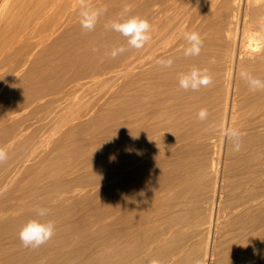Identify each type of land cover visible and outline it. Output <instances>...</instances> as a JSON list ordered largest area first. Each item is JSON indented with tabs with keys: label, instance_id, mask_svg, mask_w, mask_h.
Masks as SVG:
<instances>
[{
	"label": "rangeland",
	"instance_id": "rangeland-1",
	"mask_svg": "<svg viewBox=\"0 0 264 264\" xmlns=\"http://www.w3.org/2000/svg\"><path fill=\"white\" fill-rule=\"evenodd\" d=\"M126 4L127 5L129 4L131 6L132 15H139L138 0H122V1L95 0L94 6L97 5L99 7L106 6L108 9L107 14L101 17L100 21L98 22L92 34V37L95 39V41L91 39L94 44L93 48L97 49V51L92 52L93 54L95 53L96 55L95 57L102 60L111 57L110 52L113 48H116L115 47L116 43L118 41H125V38L123 36H121L119 33L117 34L116 32H112L106 29L105 25L109 23L111 20L116 19L118 17L117 15L122 11L123 7ZM97 33L100 35H98ZM118 35L120 36L118 37ZM160 40L162 42L161 44L159 43V45L162 46L161 47L158 46V48H159V53L162 54L163 47L170 44V42L173 41V39L172 38L165 39L163 37L162 39L160 38L158 42ZM108 41L110 42L112 41V42L109 44ZM110 47H112V49ZM104 51H106L108 54H106V52ZM223 56L224 55L222 54H216V53L211 54L210 56L208 55L206 57L193 56L195 58L185 57L183 53L171 55V57L174 59V64L172 65L171 68L164 69L163 67H161L160 65L158 66L157 64L156 66L157 69H159L160 73L163 74L159 75V77L156 80L151 79L148 80L147 82H143L141 85H139L138 83H133L130 85L129 90H131V92L130 91L129 92L132 97L130 96L131 99L129 105H126L125 103L126 92L124 88L125 79L127 78V72L123 71V69H121L120 67H117L118 69L117 72H113L112 74H109L107 76L106 75L100 76L94 80L91 79L89 81H86L85 83L79 85L77 90H73L71 93H69V95L67 94L66 96L65 95L62 96L61 98L56 100L55 103L54 102L51 103L49 107H47L48 105L45 106V108L43 107V112H48L49 109H50L49 111H52L53 109V112L48 113L49 115L48 114L44 115L43 113L44 118L43 121H41L43 127H41V129L39 130L40 125H38L39 127L37 129L38 132L35 131L34 130L35 125L37 127V123H38L36 121L37 123L34 122L35 125L33 124L34 125L33 128L32 127L30 128V130L33 129L35 132H37L36 134L34 133L32 135L33 131L31 130L32 137L29 138V137L19 136L16 138V142H19L22 145L28 144V142L31 139L33 143L25 149H21L19 147L20 145L16 147L18 160L14 165H12V167L4 168L5 166L3 164L0 165V187L3 186L0 188V264L2 263L24 264L25 262H26L25 264L28 263L29 264H106V263L125 264L126 262H131L133 260V257L136 256L137 252L140 249L144 250L143 257L140 259L139 262L137 261L134 264H142V263L149 264V260L152 259L160 260L161 264H196L197 260H200L201 264H226V263L227 264H236V263L264 264L261 263V260L264 261V255H262V253H264V248H262L264 247V236H262V238L258 240L254 238V234H253L254 231L256 232L259 231V230H253L254 225L257 224L256 219L257 220L261 218L264 219V210H262L264 209V199H262L264 198V187H261L264 186V163H261L258 166L257 165L251 166L252 168H250V166L248 165L249 162L247 161V158H245L244 156L246 150V145H245L246 140L243 138L244 145L242 150L240 152L234 153V151L231 150L232 149L231 144L227 143L228 141H226L225 138L223 140V136L220 134L218 130V126L221 125L220 120H222V116H223V112H222L223 100L226 97V95L227 96L229 95L230 99L233 97L232 94L233 91L231 90L235 89V82L239 77L238 72H236L235 69L229 67L230 64V62L228 61L229 56H224L225 59L223 58ZM168 57L161 56V58H168ZM214 57H218V58H214ZM220 57H222V59ZM200 58L203 60H201ZM201 61L204 62L200 63ZM193 66L200 68H207V69L209 68L211 71L210 73L214 75L213 83L206 88H201L198 92L184 91L183 89L179 88L178 76L182 72L189 71ZM131 69L132 71L130 74L133 75V77H135L134 73L137 70V64H134ZM223 69H225L226 71H224ZM119 71L122 73H120ZM227 75L229 77H227ZM261 76L262 77L260 78L264 79V73H262ZM152 83L155 85H153ZM167 84H169V86H167ZM152 85L157 86V89L156 87H154L153 89ZM164 85H166L167 87ZM148 86H150V88ZM176 93L179 97L176 95ZM256 93L257 92L251 93L249 91L246 94L247 97L243 96V98H242V94H240L241 96L238 95L239 96L238 97L239 107L237 109L238 116L244 114L238 117L239 120H242L243 118L246 117L247 114H250L257 109V103L252 98L254 95H256ZM172 95H175L176 97L175 96L173 97ZM213 95L214 96L216 95V97H213ZM164 98H168V99L162 101L164 100ZM171 98L174 99V101ZM246 98L247 100H245ZM196 103L199 104L197 105ZM148 104L150 105L148 106ZM200 107L207 109L209 108L208 109L209 118L206 120V123L205 121H203L204 123L201 122L197 117V114L201 109ZM128 108L130 110V114L126 115ZM170 108L172 110H170ZM191 110L194 111L192 112ZM185 111H187V113L189 114H187ZM164 112L165 114H163ZM180 114L183 116H179ZM229 114L231 113L229 112ZM156 115H158L160 118H158V116ZM45 117L48 118L45 119ZM128 120H130L129 123L127 122ZM177 121L179 122L176 123ZM132 122L134 123L132 124ZM210 122L211 124H209ZM170 123L171 125H169ZM130 128H131L130 130L131 133L129 132ZM146 129L150 133H147ZM203 130L206 131L210 130L209 132L213 134V137L209 140V143L207 144L202 143V138L199 136ZM259 131L257 134L260 135L257 136L256 139H260L264 141V130H262L261 132ZM169 132L170 134H168ZM131 134L134 136H132ZM127 136H129V138H127ZM125 138L127 139L125 140ZM192 138L194 140H192ZM213 147L215 149H213ZM115 153L119 155H116ZM169 155H171V157ZM112 157H114V159H112ZM257 157L259 159H262V161H264V152H262V154L261 153L257 154ZM33 159L35 162L33 161ZM144 160H146L147 162ZM234 161H236V163ZM210 164H212V166ZM1 166H3L5 170H2L3 168H1ZM143 166L145 167L143 168ZM202 166L204 169L202 168ZM200 167L202 169H200ZM169 169H172L171 173L169 172L170 171ZM195 169L196 171H194ZM228 169L230 170L228 171ZM206 170L207 172H209L208 174ZM244 172L245 175L243 174ZM247 172L250 175H248ZM197 177L199 178V181ZM39 180L42 181L39 182ZM195 180L197 181V183H195L196 182ZM188 182L191 183V184L189 183L190 186ZM108 183L110 184L108 185ZM214 185L216 189L212 187ZM240 185L241 187H239ZM62 186L63 187L65 186L67 188H63ZM255 187L258 189V191ZM135 188L137 189V191ZM260 190L262 191L261 194L259 192ZM196 191H198L199 193ZM127 193L130 194H128L127 196ZM49 194L51 196H49ZM253 195L256 196L257 198L259 197L260 199V202L258 203L259 205L257 204L255 206H250L249 208H247V210H245V207L251 203L250 202L251 200H253L251 199ZM237 197L239 198V200ZM246 199L247 200L249 199L250 201L249 200L247 201ZM135 200L136 203H134ZM9 201H11V203ZM62 203L64 204L62 205ZM166 203H171L173 205L171 209V213L173 212L172 213L173 215L171 214L169 216L170 218L167 217L169 219L164 217L161 220L162 225L159 224V226L161 227L160 228L159 226H157L159 221H157L156 218V208L158 207L159 204L165 205ZM178 203L181 205H177ZM37 206L48 208L50 210L49 215L44 219L46 221H52L54 223L55 232L52 239L46 244L42 245L41 247L36 249L25 248L24 246L21 245L22 243L20 242L19 239V231L21 227L28 220L37 218L35 214V208ZM55 206L57 209L55 208ZM123 206L125 207L124 209ZM133 206L134 207L136 206L135 207L136 209H134ZM129 207L130 208L132 207L133 209L132 208L130 209ZM183 209L185 211H183ZM110 210L113 211L111 212ZM225 210L228 211V214L220 217V219L222 220L220 222L221 223L220 225V223H217L218 221L217 214L219 211L223 212ZM180 211H182V213H180ZM174 212L176 215L174 214ZM258 212H260L261 214ZM26 213L29 215V217ZM59 214H61L60 217L57 216ZM185 214L187 215V217ZM180 215L184 216L182 218L184 220L181 221ZM259 215H262V217ZM136 218L138 219L137 221H143L144 226L143 225L135 226V223L137 222ZM230 220L231 223L233 221L232 224L230 223ZM77 221L78 222L80 221V223L77 224ZM125 221L127 222L125 223ZM149 221L152 224L149 225ZM155 221H157L156 224ZM65 224H68V226ZM164 224L167 225L164 226ZM225 226L227 229L225 228ZM155 227H157L158 229L157 228L155 229ZM215 227L218 228L216 229ZM244 227L247 228L245 229ZM168 228L172 229L171 230L172 233L170 232V234H167ZM220 228H221V232L219 231ZM8 229L10 232L8 231ZM168 235L170 236V239ZM217 236L220 237L221 239L218 238ZM110 237L112 238L110 239ZM216 238L218 239V241L215 240ZM247 238L250 239L248 240ZM133 239H135V241ZM107 240L110 241L106 244ZM167 240L169 243L166 242ZM97 244L99 245L97 246ZM14 246L15 247L18 246V247L14 248ZM169 246H171L172 248ZM183 247L184 249H182ZM259 248L262 249L259 250ZM170 249H173L175 251V255L178 256L177 258H175L176 256H174L173 261L169 260L168 258V251ZM229 249L231 250L229 251ZM256 250H259V252L257 251V254H255ZM189 251L192 254H190ZM18 258H22V259H18ZM245 258L251 261L246 260ZM35 259L36 261H34Z\"/></svg>",
	"mask_w": 264,
	"mask_h": 264
},
{
	"label": "bare ground",
	"instance_id": "bare-ground-1",
	"mask_svg": "<svg viewBox=\"0 0 264 264\" xmlns=\"http://www.w3.org/2000/svg\"><path fill=\"white\" fill-rule=\"evenodd\" d=\"M122 1V0H121ZM120 2V1H119ZM89 3L95 5V0H89ZM106 3V2H104ZM103 4V3H101ZM100 4V5H101ZM139 11L138 14L147 20L152 25V39L145 47L140 50L128 49L125 53L118 55L116 58L108 57L105 60L95 57L93 54L92 32L83 30L78 21L79 0H0V147L6 149L8 153V160L3 164L6 167H12L18 160L16 147L25 149L30 146L32 139L28 144H21L16 142V138L32 137L43 127V113L47 115L49 112H43V107H49L51 103L62 96H66L73 90H77L78 86L96 79L100 76H107L113 72H117V67L127 72L125 79V103L130 104V85L138 83L141 85L151 79H157L160 73L157 69V60L161 56H169L183 53L187 42L183 39L185 31H196L203 39V47L199 56L206 57L211 54H222L229 56V67L239 72L246 70L256 77H262L264 73V0H138ZM99 5V4H98ZM97 5V6H98ZM129 5V4H128ZM136 8V7H135ZM134 8V9H135ZM118 16V15H117ZM98 32V31H97ZM103 33V32H102ZM98 34V33H97ZM118 34V33H117ZM100 35V34H98ZM120 35H118L119 37ZM95 37V36H94ZM117 37V38H118ZM172 38L170 44L164 46L162 54L159 53L158 46L161 44V38ZM96 38V37H95ZM122 38V37H121ZM111 40V39H110ZM117 40V39H116ZM102 41V40H101ZM100 42V41H99ZM112 42V41H111ZM108 41V43H111ZM116 42V41H115ZM158 42V44H157ZM106 43V42H105ZM104 43V44H105ZM108 44V46H109ZM97 46V45H96ZM99 46V45H98ZM107 46V45H106ZM105 46V47H106ZM124 46L128 48L127 41H118L116 48ZM112 49V47H110ZM109 48V49H110ZM102 50V49H101ZM100 50V51H101ZM110 51V50H109ZM106 52V51H104ZM106 54H108L106 52ZM100 56V54H99ZM223 58L225 59V57ZM103 57V56H102ZM101 58V57H100ZM172 58V57H171ZM195 58V57H193ZM218 58V57H214ZM222 59V57H220ZM201 59V58H200ZM211 59V58H209ZM203 60V59H201ZM206 60V59H204ZM189 61V60H187ZM201 61L200 63H203ZM218 62V61H217ZM227 62V61H226ZM198 63V62H196ZM210 63V62H209ZM137 64L135 77L131 75L132 66ZM194 64V63H192ZM227 64V63H226ZM190 65V64H189ZM196 65V64H195ZM203 65V64H202ZM159 66V65H158ZM227 67V66H226ZM230 68V69H231ZM165 69V68H164ZM209 69V68H208ZM229 69V71H230ZM162 70V69H161ZM212 70V69H211ZM226 71L225 69H223ZM222 70V71H223ZM134 71V70H133ZM175 71V70H174ZM210 71V69H209ZM216 71V70H214ZM219 71V70H218ZM223 71V72H224ZM120 72V71H119ZM211 72V71H210ZM122 73V72H120ZM118 74V73H117ZM125 74V72H124ZM171 74V73H170ZM235 74V73H234ZM174 75V74H173ZM115 76V75H114ZM176 76V75H175ZM214 76V75H213ZM224 76V75H222ZM227 77H229L227 75ZM124 78V77H123ZM122 78V79H123ZM162 78V77H160ZM168 78V77H167ZM173 79V77H172ZM175 79V78H174ZM164 80V78H163ZM228 80V79H227ZM219 81V80H218ZM230 81V80H229ZM154 82V81H153ZM163 82V81H162ZM170 82V80H169ZM232 82V81H231ZM177 83V82H176ZM150 84V83H148ZM153 84V83H152ZM160 84V83H159ZM147 85V84H145ZM155 85V84H153ZM152 88L157 86H153ZM171 85V84H170ZM173 85V84H172ZM166 86V85H164ZM169 86V84H167ZM166 86V87H167ZM176 86V84H175ZM233 86V85H232ZM101 87V86H100ZM150 88V86H148ZM161 87V85H160ZM178 87V86H177ZM228 87V86H227ZM147 88V87H145ZM144 88V90H145ZM164 88V87H163ZM180 88V87H179ZM223 89V88H222ZM232 89V88H231ZM111 90V89H110ZM130 91V92H129ZM233 97L230 99L229 95L224 98L222 104V120L223 125H232L238 127L244 135L246 140L245 158L251 166H258L264 163L262 159L257 157V154L264 152V141L256 139L259 130H264V90L257 91L252 98L257 103V109L254 112L247 114L245 118L239 120L241 114L238 116L237 109L239 107L238 95L242 94V98L247 97L249 92L245 81L238 77L235 82V89ZM140 92V91H139ZM198 92V91H196ZM205 92V91H204ZM165 93V92H163ZM192 93V92H190ZM214 93V92H213ZM253 93V92H251ZM96 94V93H95ZM179 94V93H178ZM229 94V93H226ZM250 94V93H249ZM134 95V94H133ZM177 95V93H176ZM201 95V94H200ZM206 95V94H205ZM210 95V94H209ZM136 96V95H135ZM149 96V95H148ZM173 97L175 95H172ZM178 96V95H177ZM196 96V95H195ZM212 96V95H211ZM241 96V95H240ZM104 97V96H103ZM102 97V98H103ZM121 97V96H120ZM132 97V96H131ZM141 97V96H140ZM139 97V98H140ZM176 97V96H175ZM179 97V96H178ZM182 97V96H181ZM186 97V96H185ZM197 97V96H196ZM213 97H216V95ZM223 97V96H222ZM134 98V97H133ZM142 98V97H141ZM147 98V96H146ZM250 98V97H249ZM137 99V98H135ZM143 99V98H142ZM165 99L168 98H164ZM172 99V98H171ZM133 100V99H132ZM131 100V101H132ZM174 101V99H172ZM189 100V99H188ZM208 100V99H207ZM215 100V99H214ZM247 100V98L245 99ZM101 101V100H100ZM160 101V100H159ZM198 101V100H197ZM213 101V100H212ZM243 101V100H241ZM138 102V101H137ZM154 102V101H152ZM156 102V101H155ZM193 102V101H192ZM133 103V102H131ZM143 103V102H142ZM148 103V102H147ZM146 103V104H147ZM160 103V102H159ZM191 103V102H190ZM214 103V102H212ZM222 103V102H221ZM220 103V104H221ZM135 104V103H134ZM155 104V103H154ZM164 104V103H163ZM197 104V103H196ZM199 104V103H198ZM197 104V105H198ZM211 104V103H209ZM217 104V103H216ZM215 104V105H216ZM53 105V104H52ZM145 105V104H144ZM150 104H148L149 106ZM174 105V104H173ZM172 105V106H173ZM182 105V104H181ZM189 105V104H188ZM187 105V106H188ZM192 105V104H190ZM205 105V104H204ZM137 106V105H136ZM166 106V105H165ZM176 106V105H175ZM221 106V105H220ZM54 107V106H51ZM252 107V106H250ZM201 108V107H200ZM203 108V107H202ZM167 109V108H166ZM175 109V108H174ZM179 109V108H178ZM182 109V108H181ZM185 109V107H184ZM199 109V108H197ZM209 109V108H208ZM217 109V108H216ZM240 109V108H239ZM250 109V108H249ZM170 110H172L170 108ZM180 110V109H179ZM59 111V110H58ZM68 111V110H67ZM70 111V110H69ZM144 111V110H143ZM161 111V110H160ZM178 111V110H177ZM182 111V110H181ZM192 111V110H191ZM194 111V110H193ZM192 111V112H193ZM248 111V109H247ZM246 111V112H247ZM172 112V111H171ZM174 112V111H173ZM187 113V111H185ZM190 112V111H189ZM191 112V113H192ZM229 112L231 114H229ZM245 112V113H246ZM76 113V112H75ZM119 113V112H118ZM167 113V112H166ZM130 114L129 108L127 114ZM139 114V113H138ZM137 114V115H138ZM162 114V113H161ZM165 114V112L163 113ZM183 114V113H182ZM189 114V113H187ZM218 114V112H217ZM229 114V116H228ZM49 115V114H48ZM80 115V114H79ZM90 115V114H89ZM174 115V114H173ZM171 115V116H173ZM185 115V114H184ZM84 116V115H82ZM87 116V115H86ZM85 116V117H86ZM134 116V115H133ZM139 116V115H138ZM137 116V117H138ZM158 116V115H156ZM170 116V117H171ZM183 116V115H179ZM186 116V115H185ZM77 117V116H75ZM88 117V116H87ZM124 117V116H123ZM192 117V116H190ZM243 117V116H242ZM48 117H45L47 119ZM50 118V117H49ZM61 118V117H60ZM158 118H160L158 116ZM157 118V119H158ZM167 118V117H166ZM215 118V117H214ZM76 119V118H75ZM155 119V118H153ZM72 120V119H71ZM186 120V119H185ZM213 120V118H212ZM210 120V121H212ZM38 123H37V122ZM45 121V120H44ZM59 121V120H58ZM154 121V120H153ZM176 121V120H175ZM37 123V127L34 124ZM49 122V121H48ZM75 122V121H74ZM128 123L130 120L127 121ZM136 122V121H135ZM143 122V121H142ZM158 122V121H157ZM177 121L176 123H178ZM184 122V121H183ZM200 122V121H198ZM40 123V124H39ZM70 123V122H69ZM83 123V122H82ZM81 123V124H82ZM134 122H132L133 124ZM175 123V122H174ZM173 123V124H174ZM204 123V122H203ZM206 123V121H205ZM216 123V122H215ZM220 123V122H219ZM35 125V132L30 128ZM172 124V125H173ZM181 124V121H180ZM201 124V123H200ZM211 124V122L209 123ZM38 125H40L38 127ZM114 125V124H113ZM137 125V124H136ZM171 125V123L169 124ZM177 125V124H176ZM189 125V124H188ZM218 125V124H217ZM77 126V125H76ZM154 126V125H153ZM157 126V124H156ZM185 126V125H184ZM183 126V127H184ZM198 126V125H197ZM202 126V125H201ZM207 126V125H206ZM192 127V126H191ZM51 128V127H50ZM117 128V127H116ZM119 128V127H118ZM142 128V127H141ZM166 128V127H164ZM120 129V128H119ZM123 129V128H121ZM125 129V128H124ZM138 129V128H137ZM163 129V128H162ZM180 129V128H179ZM203 129V128H202ZM205 129V128H204ZM126 130V129H125ZM131 128L129 129L130 132ZM139 130V129H138ZM143 130V129H142ZM147 130V129H146ZM154 130V129H153ZM212 130V129H210ZM209 130V131H210ZM112 131V130H111ZM134 131V129H133ZM163 131V130H162ZM169 131V130H168ZM180 131V130H179ZM203 130L200 133L202 143L207 144L213 137L211 132ZM259 131V132H261ZM137 132V131H136ZM165 132V131H164ZM176 132V131H174ZM178 132V131H177ZM216 132V131H215ZM32 133V135H31ZM126 133V132H125ZM124 133V134H125ZM128 133V132H127ZM131 133V132H130ZM139 133V132H138ZM147 133H150L147 130ZM154 133V131H153ZM133 134V133H132ZM131 134V135H132ZM157 134V133H156ZM170 134V132L168 133ZM122 135V134H121ZM130 135V134H129ZM136 135V134H135ZM141 135V134H140ZM174 135V134H173ZM253 135V136H252ZM134 136V135H132ZM147 136V134H146ZM144 136V137H146ZM150 136V134H149ZM153 136V135H151ZM160 136V135H159ZM165 136V134H164ZM170 136V135H169ZM221 136V135H219ZM218 136V137H219ZM255 136V137H254ZM156 137V136H155ZM154 137V138H155ZM181 137V136H180ZM179 137V138H180ZM198 137V136H197ZM199 137V139H200ZM129 138V136H127ZM125 138V140L127 139ZM134 138V137H133ZM136 138V137H135ZM164 138V137H163ZM221 138V137H220ZM262 138V137H261ZM122 139V138H121ZM120 139V140H121ZM162 139V138H161ZM184 139V138H183ZM190 139V138H189ZM135 140V139H134ZM141 140V139H140ZM192 140H194L192 138ZM215 140V139H214ZM213 140V141H214ZM222 140V139H221ZM224 140V137H223ZM222 140V141H223ZM22 141V140H21ZM179 141V140H178ZM35 142V141H34ZM132 142V141H131ZM140 142V141H139ZM172 142V141H171ZM190 142V141H189ZM130 143V142H129ZM135 143V142H134ZM160 143V142H159ZM229 143V142H227ZM113 144V143H111ZM115 144V143H114ZM125 144V143H124ZM161 144V143H160ZM166 144V143H165ZM164 144V145H165ZM168 144V143H167ZM176 144V143H175ZM212 144V143H211ZM222 144V143H221ZM224 144V142H223ZM159 145V144H158ZM169 145V144H168ZM180 145V143H179ZM218 145V144H217ZM216 145V147H217ZM69 146V145H68ZM120 146V145H119ZM146 146V145H145ZM151 146V145H150ZM163 146V145H162ZM33 147V146H32ZM129 147V146H128ZM160 147V146H159ZM175 147V146H174ZM229 147V146H228ZM92 148V147H91ZM106 148V147H105ZM140 148V146H139ZM181 148V147H180ZM211 148V147H210ZM231 148V147H230ZM133 149V148H132ZM178 149V148H177ZM213 149H215L213 147ZM18 150V149H17ZM20 150V149H19ZM126 150V149H125ZM129 150V149H128ZM141 150V149H139ZM146 150V149H145ZM192 150V149H191ZM207 150V149H206ZM224 150V149H223ZM232 150V149H231ZM138 151V150H137ZM157 151V150H156ZM181 151V150H180ZM185 151V150H184ZM201 151V150H200ZM233 151V150H232ZM135 152V151H134ZM142 152V151H141ZM119 153V152H118ZM158 153V152H157ZM171 153V151H170ZM191 153V152H190ZM194 153V152H193ZM218 153V152H217ZM220 153V152H219ZM235 153V152H234ZM112 154V153H111ZM116 154V153H115ZM130 154V153H129ZM206 154V151H205ZM110 155V154H109ZM119 155V154H116ZM115 155V156H116ZM155 155V154H154ZM111 156V155H110ZM109 156V157H110ZM113 156V155H112ZM161 156V155H160ZM171 157V155H169ZM218 156V154H217ZM223 156V155H222ZM259 156V155H258ZM70 157V156H69ZM152 157V155H151ZM163 157V155H162ZM161 157V158H162ZM262 157V156H260ZM122 158V157H120ZM168 158V156H167ZM194 158V157H193ZM192 158V159H193ZM218 158V157H216ZM224 158V157H223ZM227 158V157H226ZM101 159V158H100ZM139 159V158H138ZM164 159V158H163ZM162 159V160H163ZM174 159V158H173ZM232 159V158H231ZM230 159V160H231ZM36 160V159H35ZM39 160V159H38ZM111 160V159H110ZM148 160V158H147ZM199 160V158H198ZM34 161V159H33ZM146 161V160H144ZM190 161V160H189ZM201 161V159H200ZM222 161V160H221ZM246 161V162H247ZM35 162V161H34ZM138 162V161H137ZM147 162V161H146ZM193 162V161H192ZM203 162V161H202ZM236 163V161H234ZM241 162V161H239ZM19 163V162H18ZM33 163V162H32ZM103 163V162H102ZM108 163V162H107ZM115 163V162H114ZM122 163V162H121ZM128 163V162H127ZM205 163V162H204ZM136 164V163H135ZM234 164V163H233ZM239 164V163H238ZM72 165V164H71ZM127 165V164H126ZM175 165V164H174ZM212 166V164H210ZM17 166V165H15ZM97 166V165H96ZM109 166V165H108ZM146 166V165H145ZM143 166V168L145 167ZM170 166V165H168ZM173 166V165H171ZM210 166V167H211ZM234 166V165H233ZM236 166V165H235ZM128 167V166H127ZM183 167V166H182ZM219 167V166H218ZM248 167V166H247ZM3 168V166H1ZM2 170H5V169ZM115 168V167H114ZM129 168V167H128ZM131 168V167H130ZM163 168V167H162ZM177 168V167H176ZM188 168V167H187ZM203 168V166H202ZM200 167V169H202ZM22 169V168H20ZM100 169V168H99ZM146 169V168H145ZM179 169V168H178ZM204 169V168H203ZM206 169V168H205ZM212 169V168H211ZM221 169V168H220ZM223 169V168H222ZM238 169V168H237ZM77 170V169H76ZM108 170V169H107ZM170 170V171H169ZM168 171L171 173L172 169ZM184 170V169H183ZM209 170V169H208ZM230 169H228L229 171ZM141 171V170H140ZM139 171V173H140ZM196 171V169L194 170ZM212 171V170H211ZM216 171V170H214ZM220 171V170H219ZM222 171V170H221ZM227 171V172H228ZM3 172V171H2ZM11 172V171H10ZM130 172V170H129ZM128 172V173H129ZM151 172V171H150ZM163 172V171H162ZM178 172V171H177ZM207 172V170H206ZM255 172V171H254ZM111 173V172H110ZM109 173V174H110ZM149 173V172H148ZM167 173V172H166ZM182 173V172H181ZM190 173V172H189ZM193 173V172H192ZM209 172H207L208 174ZM211 173V172H210ZM223 173V172H222ZM252 173V172H251ZM134 174V173H133ZM138 174V173H137ZM146 174V173H145ZM191 174V173H190ZM194 174V173H193ZM201 174V173H200ZM219 174V172H218ZM245 175V172L243 173ZM248 174V172H247ZM4 175V174H3ZM13 175V174H12ZM18 175V174H17ZM16 175V176H17ZM63 175V174H62ZM61 175V176H62ZM80 175V174H78ZM93 175V174H92ZM108 175V174H107ZM195 175V174H194ZM197 175V174H196ZM233 175V174H232ZM236 175V174H235ZM242 175V174H241ZM250 175V174H248ZM253 175V174H251ZM14 176V175H13ZM220 176V175H219ZM222 176V175H221ZM261 176V175H260ZM18 177V176H17ZM16 177V178H17ZM128 177V176H127ZM199 177V176H198ZM197 177V178H198ZM214 177V176H213ZM240 177V176H239ZM256 177V176H255ZM85 178V177H82ZM141 178V177H140ZM139 178V179H140ZM171 178V177H169ZM173 178V177H172ZM181 178V177H179ZM178 178V180H179ZM200 178V177H199ZM198 178V181H199ZM246 178V177H245ZM248 178V177H247ZM9 179V178H8ZM79 179V178H78ZM121 179V178H119ZM143 179V178H142ZM175 179V178H174ZM183 179V178H181ZM180 179V180H181ZM192 179V178H191ZM206 179V178H205ZM231 179V178H229ZM244 179V178H243ZM242 179V180H243ZM123 180V179H122ZM168 180V179H167ZM176 180V179H175ZM190 180V178H189ZM209 180V179H208ZM241 180V179H239ZM250 180V179H249ZM252 180V179H251ZM254 180V179H253ZM42 181V180H41ZM39 180V182H41ZM51 181V180H50ZM111 181V180H110ZM160 181V180H159ZM196 181V180H195ZM203 181V180H202ZM86 182V181H85ZM107 182V181H106ZM133 182V181H132ZM149 182V181H148ZM193 182V180H192ZM209 182V181H206ZM232 182V181H231ZM244 182V181H243ZM246 182V181H245ZM252 182V181H251ZM144 183V182H142ZM158 183V182H157ZM160 183V182H159ZM185 183V182H184ZM190 182H188L189 184ZM197 183V181L195 182ZM230 183V182H229ZM38 184V183H37ZM107 184V183H106ZM110 183H108L109 185ZM130 184V183H129ZM156 184V183H154ZM167 184V183H166ZM191 184V183H190ZM189 184V186H190ZM199 184V182H198ZM226 184V183H225ZM238 184V183H237ZM257 184V183H256ZM260 184V183H258ZM171 185V184H170ZM175 185V184H174ZM219 185V184H218ZM245 185V184H244ZM252 185V184H251ZM254 185V184H253ZM12 186V185H11ZM104 186V185H103ZM115 186V185H114ZM121 186V185H120ZM125 186V185H124ZM139 186V183H138ZM147 186V185H146ZM235 186V185H232ZM243 186V185H242ZM255 186V185H254ZM253 186V188H254ZM3 187V186H1ZM0 187V188H1ZM53 187V186H52ZM63 187V186H62ZM107 187V186H106ZM137 187V186H136ZM151 187V186H150ZM163 187V186H162ZM200 187V186H199ZM216 189L215 185L212 186ZM211 187V188H212ZM231 187V186H230ZM241 187V185L239 186ZM252 187V186H251ZM264 187V186H261ZM9 188V185H8ZM16 188V187H15ZM67 188V187H63ZM62 188V189H63ZM115 188V187H114ZM126 188V187H125ZM124 188V189H125ZM139 188V187H138ZM159 188V185H158ZM169 188V187H166ZM165 188V189H166ZM171 188V187H170ZM191 188V187H190ZM256 188V187H255ZM80 189V188H79ZM107 189V188H106ZM128 189V188H127ZM136 189V188H135ZM134 189V190H135ZM141 189V188H140ZM164 189V188H163ZM178 189V188H177ZM185 189V188H184ZM192 189V188H191ZM201 189V188H200ZM204 189V188H203ZM243 189V188H241ZM245 189V188H244ZM248 189V188H247ZM257 189V188H256ZM255 189V190H256ZM6 190V189H5ZM4 190V192H5ZM77 190V189H76ZM75 190V191H76ZM89 190V189H88ZM206 190V189H205ZM219 190V189H218ZM250 190V189H249ZM137 191V189H136ZM154 191V190H153ZM252 191V190H251ZM258 191V189H257ZM16 192V191H15ZM51 192V191H50ZM109 192V191H108ZM128 192V190H127ZM143 192V191H142ZM164 192V191H163ZM183 192V191H182ZM181 192V193H182ZM186 192V191H185ZM198 192V191H196ZM228 192V191H227ZM261 194V190L259 191ZM67 193V192H66ZM71 193V192H70ZM69 193V194H70ZM89 193V192H88ZM131 193V192H130ZM127 193V196L128 194ZM153 193V192H151ZM170 193V192H169ZM199 193V192H198ZM207 193V192H206ZM241 193V192H240ZM59 194V193H58ZM107 194V193H106ZM109 194V193H108ZM164 194V193H163ZM186 194V193H185ZM220 194V193H219ZM223 194V193H222ZM248 194V193H247ZM2 195V194H1ZM7 195V193H6ZM79 195V194H78ZM86 195V194H85ZM84 195V196H85ZM116 195V194H115ZM114 195V196H115ZM153 195V194H152ZM157 195V194H156ZM170 195V194H169ZM168 195V196H169ZM175 195V194H174ZM184 195V194H183ZM202 195V194H201ZM218 195V194H217ZM243 195V194H242ZM49 196H51L49 194ZM53 196V195H52ZM67 196V195H66ZM108 196V195H107ZM111 196V195H110ZM143 196V195H142ZM155 196V194H154ZM195 196V195H194ZM231 196V194H230ZM229 196V198H230ZM250 196V195H249ZM258 196V195H257ZM81 197V195H80ZM79 197V199H80ZM124 197V196H122ZM200 197V196H199ZM49 198V197H48ZM52 198V197H51ZM54 198V197H53ZM142 198V197H141ZM148 198V197H147ZM177 198V197H175ZM194 198V197H193ZM212 198V197H211ZM220 198V197H218ZM223 198V197H222ZM228 198V197H227ZM238 198V197H237ZM241 198V197H240ZM23 199V198H22ZM50 199V198H49ZM48 199V200H49ZM61 199V198H60ZM116 199V197H115ZM131 199V198H130ZM135 199V198H134ZM140 199V198H139ZM159 199V198H158ZM156 199V200H158ZM166 199V198H165ZM224 199V198H223ZM249 200L251 203L245 207V210L250 206H255L260 202L259 197L252 196ZM264 199V198H262ZM73 200V198H72ZM75 200V198H74ZM108 200V199H107ZM147 200V199H145ZM167 200V199H166ZM174 200V199H173ZM207 200V199H206ZM225 200V199H224ZM235 200V199H234ZM239 200V198H238ZM247 200V199H246ZM247 200V201H248ZM71 201V200H70ZM126 201V200H125ZM153 201V200H150ZM172 201V199H171ZM208 201V200H207ZM216 201V200H215ZM246 201V202H247ZM11 203V201H9ZM66 202V200H65ZM134 202V201H132ZM145 202V201H144ZM195 202V201H193ZM224 202V201H223ZM235 202V201H234ZM237 202V201H236ZM245 202V203H246ZM262 202V201H261ZM22 203V202H21ZM37 203V202H36ZM136 203V200L135 202ZM172 203V202H171ZM166 203L165 205H158L156 208V218L159 221L158 225H162V219L169 217L173 205ZM187 203V202H185ZM190 203V202H188ZM197 203V202H196ZM214 203V202H213ZM231 203V201H230ZM240 203V202H239ZM248 203V202H247ZM64 203H62L63 205ZM74 204V203H73ZM130 204V203H129ZM146 204V203H145ZM15 205V204H14ZM61 205V204H60ZM149 205V203H148ZM181 205V204H177ZM188 205V204H187ZM220 205V204H219ZM240 205V204H238ZM259 205V204H258ZM58 206V205H57ZM72 206V205H71ZM110 206V205H109ZM176 206V204H175ZM217 206V205H216ZM60 207V206H59ZM58 207V208H59ZM134 207V206H133ZM136 207V206H135ZM134 207V209H136ZM179 207V206H178ZM186 207V205H185ZM190 207V206H189ZM237 207V205H236ZM241 207V206H240ZM56 208V206H55ZM125 207L123 206V209ZM130 208V207H129ZM128 208V210H129ZM132 208V207H131ZM130 208V209H131ZM140 208V206H139ZM200 208V207H199ZM218 208V207H217ZM220 208V207H219ZM242 208V207H241ZM53 209V208H52ZM57 209V208H56ZM133 209V208H132ZM142 209V208H141ZM201 209V208H200ZM240 209V208H239ZM262 209V208H260ZM117 210V209H116ZM120 210V209H119ZM140 210V209H139ZM194 210V209H193ZM196 210V209H195ZM218 210V209H217ZM216 210V211H217ZM244 210V211H245ZM264 210V209H262ZM261 210V211H262ZM111 211V210H110ZM113 211V210H112ZM111 211V212H112ZM123 211V210H122ZM133 211V210H132ZM183 211H185L183 209ZM212 211V210H211ZM258 211V210H257ZM260 211V212H261ZM5 212V211H4ZM65 212V211H64ZM130 212V211H129ZM138 212V211H137ZM141 212V211H140ZM179 212V211H178ZM177 212V214H178ZM219 211L217 214V223L222 220L220 217L228 214V211ZM258 212V213H260ZM132 213V212H131ZM182 213V211H180ZM231 213V212H230ZM27 214V213H26ZM31 214V213H30ZM77 214V213H76ZM107 214V213H106ZM112 214V213H111ZM110 214V215H111ZM152 214V212H151ZM175 214V212H174ZM188 214V213H186ZM185 214V215H186ZM237 214V213H236ZM261 214V213H260ZM28 215V214H27ZM51 215V214H50ZM66 215V214H65ZM113 215V214H112ZM150 215V214H149ZM173 215V214H172ZM176 215V214H175ZM201 215V214H200ZM235 215V214H234ZM21 216V215H20ZM61 216V214L57 215ZM114 216V215H113ZM181 216V215H180ZM178 216V217H180ZM232 216V215H231ZM258 216V215H257ZM262 217V215H259ZM22 217V216H21ZM29 217V215H28ZM35 217V216H34ZM50 217V216H49ZM64 217V215H63ZM107 217V216H106ZM122 217V216H121ZM149 217V216H148ZM184 216H181V221ZM187 217V215H186ZM211 217V216H210ZM213 217V216H212ZM215 217V216H214ZM243 217V216H242ZM4 218V217H3ZM56 218V217H55ZM58 218V217H57ZM113 218V217H112ZM111 218V219H112ZM170 218V217H169ZM167 218V219H169ZM109 219V218H108ZM259 219V218H258ZM11 220V219H10ZM15 220V219H14ZM49 220V219H48ZM138 219L136 218V221ZM149 220V219H148ZM232 220V219H231ZM230 220V223H231ZM244 220V219H243ZM118 221V220H117ZM133 221V220H132ZM155 221V224L156 222ZM17 222V221H16ZM76 222V221H75ZM74 222V223H75ZM82 222V221H81ZM127 221H125L126 223ZM130 222V220H129ZM147 222V221H146ZM170 222V221H169ZM238 222V221H237ZM257 224L254 225V238L260 239L264 236V219H256ZM2 223V221H1ZM20 223V222H19ZM69 223V222H68ZM80 221H77V224ZM123 223V222H122ZM166 223V222H165ZM172 223V222H171ZM203 223V222H202ZM233 223V221H232ZM231 223V224H232ZM118 224V223H117ZM147 224V223H146ZM152 224L149 221V225ZM154 224V223H153ZM168 224V222H167ZM166 224V225H167ZM186 224V223H185ZM189 224V223H188ZM226 224V223H224ZM15 225V224H14ZM68 226V224H65ZM70 225V224H69ZM143 225V221H137L135 226ZM164 224V226H166ZM174 225V224H173ZM172 225V226H173ZM179 225V224H178ZM221 225V223H220ZM247 225V224H246ZM144 226V225H143ZM142 226V227H143ZM146 226V225H145ZM163 226V227H164ZM177 226V225H176ZM175 226V227H176ZM211 226V225H210ZM217 226V224H216ZM228 226V224H227ZM15 227V226H14ZM61 227V226H60ZM59 227V229H60ZM66 227V226H65ZM73 227V226H72ZM105 227V226H103ZM160 227V226H159ZM171 227V226H170ZM174 227V226H173ZM219 227V226H218ZM217 227V228H218ZM224 227V226H223ZM249 227V226H248ZM17 228V227H16ZM131 228V227H130ZM129 228V229H130ZM133 228V227H132ZM154 228V227H153ZM157 227H155L156 229ZM161 228V227H160ZM216 228V227H215ZM216 228V229H217ZM226 228V226H225ZM224 228V229H225ZM245 228V227H244ZM247 228V227H246ZM245 228V229H246ZM11 229V228H9ZM8 229V231H9ZM115 229V228H114ZM128 229V228H127ZM141 229V228H140ZM158 229V228H157ZM182 229V228H181ZM185 229V228H184ZM207 229V228H206ZM209 229V228H208ZM227 229V228H226ZM58 230V228H57ZM152 230V229H151ZM172 229H167V234H170ZM234 230V229H233ZM111 231V230H109ZM120 231V230H119ZM118 231V232H119ZM126 231V230H125ZM175 231V230H174ZM173 231V232H174ZM211 231V229H210ZM221 232V228L219 230ZM235 231V230H234ZM10 232V231H9ZM117 232V233H118ZM165 232V231H164ZM232 232V231H231ZM18 233V232H17ZM128 233V232H127ZM126 233V234H127ZM146 233V232H145ZM144 233V234H145ZM149 233V232H148ZM151 233V232H150ZM155 233V232H154ZM172 233V232H171ZM225 233V230H224ZM223 233V234H224ZM230 233V232H229ZM257 233V234H255ZM119 234V233H118ZM152 234V233H151ZM161 234V233H160ZM222 234V235H223ZM227 234V233H226ZM231 234V233H230ZM251 234V235H253ZM121 235V234H120ZM125 235V234H124ZM156 235V234H155ZM172 235V234H171ZM225 235V234H224ZM247 235V234H246ZM118 236V235H117ZM169 236V235H168ZM200 236V235H199ZM226 236V235H225ZM13 237V236H11ZM177 237V236H176ZM197 237V236H196ZM218 237V236H217ZM246 237V236H245ZM112 237H110L111 239ZM122 238V237H120ZM133 238V237H132ZM185 238V237H184ZM220 238V237H218ZM227 238V237H226ZM9 239V238H8ZM114 239V238H113ZM170 239V236H169ZM221 239V238H220ZM248 239V238H247ZM250 239V238H249ZM248 239V240H249ZM5 240V239H4ZM135 241V239H133ZM138 240V239H137ZM142 240V239H141ZM139 240V241H141ZM151 240V239H150ZM149 240V241H150ZM215 240L218 241L216 238ZM245 240V239H244ZM110 241V240H109ZM106 241V244L109 242ZM125 241V240H124ZM132 241V240H131ZM246 241V240H245ZM256 241V240H255ZM21 242V241H20ZM129 242V241H128ZM127 242V243H128ZM138 242V241H137ZM168 242V240L166 241ZM18 243V242H17ZM15 243V244H17ZM94 243V241H93ZM130 243V242H129ZM133 243V242H132ZM151 243V242H149ZM162 243V242H161ZM165 243V242H164ZM163 243V244H164ZM169 243V242H168ZM188 243V242H187ZM215 243V242H213ZM217 243V242H216ZM239 243V242H238ZM245 243V242H244ZM243 243V244H244ZM251 243V242H250ZM259 243V241H258ZM13 244V243H12ZM102 244V243H101ZM148 244V243H147ZM156 244V243H154ZM172 244V241H171ZM241 244V243H240ZM248 244V243H247ZM10 245V242H9ZM20 245V244H18ZM22 245V244H21ZM99 244H97L98 246ZM121 245V244H120ZM167 245V244H166ZM175 245V244H174ZM177 245V244H176ZM197 245V243H196ZM230 245V244H229ZM242 245V244H241ZM253 245V244H252ZM259 245V244H258ZM7 246V244H6ZM5 246V247H6ZM23 246V245H22ZM113 246V245H112ZM131 246V245H130ZM137 246V245H136ZM149 246V245H147ZM146 246V247H147ZM162 246V245H161ZM210 246V245H209ZM233 246V244H232ZM240 246V245H239ZM4 247V246H3ZM13 247V246H12ZM18 247V246H17ZM14 246V248H17ZM110 247V246H109ZM143 247V246H142ZM157 247V246H156ZM171 247V246H169ZM167 247V248H169ZM182 247V246H181ZM214 247V246H213ZM217 247V246H216ZM249 247V246H248ZM253 247V246H251ZM250 247V248H251ZM11 248V247H10ZM13 248V249H14ZM20 248V247H19ZM98 248V247H97ZM125 248V247H124ZM138 248V247H137ZM141 248V247H140ZM158 248V247H157ZM164 248V247H163ZM172 248V247H171ZM231 248V247H230ZM238 248V247H237ZM242 248V247H241ZM245 248V247H244ZM264 248V247H262ZM262 248H259L262 249ZM3 249V248H1ZM9 249V248H8ZM7 249V250H8ZM116 249V248H115ZM136 249V248H135ZM184 249V247L182 248ZM186 249V247H185ZM188 249V248H187ZM198 249V248H197ZM201 249V248H200ZM217 249V248H216ZM240 249V248H239ZM255 249V248H254ZM252 249V250H254ZM5 250V249H4ZM108 250V249H107ZM193 250V249H192ZM207 250V249H206ZM213 250V249H212ZM226 250V249H225ZM231 249H229L230 251ZM259 250H256L259 252ZM99 251V250H98ZM135 251V250H134ZM161 251V250H160ZM163 251V249H162ZM161 251V252H162ZM216 251V250H215ZM219 251V250H218ZM224 251V250H223ZM249 251V250H248ZM247 251V252H248ZM10 252V251H9ZM20 252V251H19ZM151 252V251H150ZM148 252V253H150ZM181 252V251H180ZM179 252V253H180ZM233 252V251H232ZM243 252V251H241ZM245 252V251H244ZM25 253V251H24ZM27 253V252H26ZM34 253V252H33ZM32 253V254H33ZM70 253V252H69ZM116 253V252H115ZM165 253V251H164ZM190 253V251H189ZM196 253V252H195ZM220 253V252H219ZM225 253V252H224ZM246 253V252H245ZM243 253V254H245ZM16 254V253H15ZM38 254V253H37ZM90 254V253H89ZM93 254V253H92ZM96 254V253H95ZM98 254V253H97ZM122 254V253H121ZM120 254V255H121ZM131 254V253H130ZM144 250H139L131 262L125 264H134L143 257ZM154 254V253H153ZM192 254V253H190ZM222 254V253H221ZM249 254V253H248ZM247 254V255H248ZM13 255V254H12ZM24 255V254H23ZM94 255V254H93ZM129 255V254H128ZM127 255V256H128ZM132 255V254H131ZM186 255V254H185ZM260 255V253H259ZM264 255V253H262ZM19 256V255H18ZM26 256V255H25ZM64 256V255H63ZM113 256V255H112ZM119 256V255H118ZM163 256V255H162ZM166 256V255H165ZM175 251L170 249L168 251L169 260L173 261ZM190 256V255H189ZM220 256V255H219ZM245 256V255H244ZM10 257V256H9ZM38 257V256H37ZM62 257V256H61ZM90 257V256H89ZM93 257V256H92ZM106 257V256H105ZM108 257V256H107ZM124 257V256H123ZM126 257V256H125ZM152 257V256H151ZM176 256L175 258H177ZM241 257V256H240ZM16 258V257H15ZM42 258V256H41ZM87 258V257H86ZM84 258V259H86ZM109 258V257H108ZM122 258V257H121ZM154 258V257H153ZM156 258V257H155ZM164 258V257H163ZM167 258V257H166ZM180 258V257H179ZM188 258V257H187ZM190 258V257H189ZM220 258V257H219ZM227 258V257H226ZM236 258V257H235ZM13 259V258H12ZM22 259V258H18ZM40 259V258H39ZM89 259V258H88ZM94 259V258H93ZM113 259V258H112ZM125 259V258H124ZM221 259V258H220ZM225 259V258H224ZM243 259V258H242ZM246 260H249L245 258ZM8 260V259H7ZM32 260V259H31ZM66 260V259H65ZM131 260V259H130ZM205 260V259H204ZM203 260V261H204ZM234 260V259H233ZM257 260V259H255ZM11 261V260H10ZM22 261V260H21ZM36 261V259L34 260ZM38 261V260H37ZM59 261V260H58ZM72 261V259H71ZM113 261V260H112ZM115 261V260H114ZM117 261V260H116ZM148 261V260H147ZM150 261V260H149ZM226 261V260H225ZM251 261V260H249ZM6 262V261H5ZM17 262V261H16ZM87 262V261H86ZM26 263V262H25ZM24 263V264H25ZM91 263V262H90ZM105 263V262H104ZM115 263V262H114ZM146 263V262H144ZM163 263V262H162ZM241 263V262H240ZM243 263V262H242ZM261 263L264 261L261 260ZM3 264V263H2ZM29 264V263H28ZM107 264V263H106ZM109 264V263H108ZM143 264V263H142ZM227 264V263H226ZM237 264V263H236Z\"/></svg>",
	"mask_w": 264,
	"mask_h": 264
},
{
	"label": "clouds",
	"instance_id": "clouds-1",
	"mask_svg": "<svg viewBox=\"0 0 264 264\" xmlns=\"http://www.w3.org/2000/svg\"><path fill=\"white\" fill-rule=\"evenodd\" d=\"M108 12L107 7L94 6L89 0H79L78 23L86 32L95 30L101 17ZM130 5H125L116 19L111 20L105 28L119 33L126 41L128 48L120 46L113 48L110 52L112 58L125 53L129 48L140 50L152 39V25L147 18L140 15H132ZM183 39L187 42V47L183 50L185 57L199 56L203 47V39L196 31H185ZM97 51L96 48L92 49ZM157 64L163 68H171L174 59L171 57L157 60ZM240 79L246 82L250 92L264 90V79L253 76L246 70L238 72ZM179 87L184 91H199L213 83V75L207 68L193 66L189 71L182 72L178 76ZM198 119L203 122L209 118L207 108H201L197 114ZM220 134L231 144L234 152H240L244 145V135L238 127L232 125H219ZM114 159V157H112ZM8 160V153L5 148L0 147V165ZM49 209L37 206L35 214L37 218L28 220L19 231V239L25 248L36 249L49 242L55 232V225L52 221L44 218L49 215ZM149 264H161L158 259H152ZM196 264H201L200 260Z\"/></svg>",
	"mask_w": 264,
	"mask_h": 264
}]
</instances>
